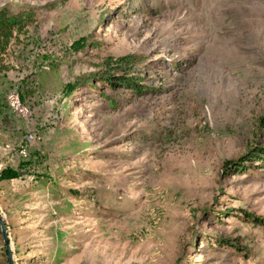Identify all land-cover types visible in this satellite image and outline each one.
<instances>
[{
  "label": "rangeland",
  "instance_id": "1",
  "mask_svg": "<svg viewBox=\"0 0 264 264\" xmlns=\"http://www.w3.org/2000/svg\"><path fill=\"white\" fill-rule=\"evenodd\" d=\"M0 9L34 16L0 56L13 264H264V0Z\"/></svg>",
  "mask_w": 264,
  "mask_h": 264
},
{
  "label": "trees",
  "instance_id": "2",
  "mask_svg": "<svg viewBox=\"0 0 264 264\" xmlns=\"http://www.w3.org/2000/svg\"><path fill=\"white\" fill-rule=\"evenodd\" d=\"M33 22L34 16L29 11L10 14L6 9H0V56L6 53L11 42L17 41L26 28ZM258 160L260 158H256V161ZM3 175L5 178L16 176L12 170L3 172ZM249 221L264 232V218L250 217Z\"/></svg>",
  "mask_w": 264,
  "mask_h": 264
},
{
  "label": "water",
  "instance_id": "3",
  "mask_svg": "<svg viewBox=\"0 0 264 264\" xmlns=\"http://www.w3.org/2000/svg\"><path fill=\"white\" fill-rule=\"evenodd\" d=\"M0 230H1V235L3 237L4 246H5V249L7 251L8 264H13L11 253H10L9 242H8V238L6 235L5 226H4L3 220L1 218H0Z\"/></svg>",
  "mask_w": 264,
  "mask_h": 264
}]
</instances>
